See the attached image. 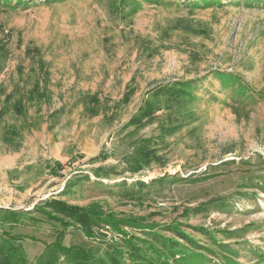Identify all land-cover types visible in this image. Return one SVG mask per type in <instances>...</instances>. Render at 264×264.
I'll use <instances>...</instances> for the list:
<instances>
[{
  "label": "rangeland",
  "instance_id": "1",
  "mask_svg": "<svg viewBox=\"0 0 264 264\" xmlns=\"http://www.w3.org/2000/svg\"><path fill=\"white\" fill-rule=\"evenodd\" d=\"M52 200L100 213L96 238ZM5 241L26 264H264V0H0Z\"/></svg>",
  "mask_w": 264,
  "mask_h": 264
},
{
  "label": "trees",
  "instance_id": "2",
  "mask_svg": "<svg viewBox=\"0 0 264 264\" xmlns=\"http://www.w3.org/2000/svg\"><path fill=\"white\" fill-rule=\"evenodd\" d=\"M49 207H51L54 211L62 214L63 216L71 219L73 223H75L83 230L84 234L88 238H96V235L94 234V226H98L99 224L100 216L98 214L100 213L96 212L94 208H84L80 206L69 205L60 200H52ZM9 218L16 222L18 216L17 214H11ZM54 218L55 220H58L63 224H68L64 221V218ZM7 244L8 241H5V244H2L0 247V251L4 254L3 257L0 258V264H26L22 259L23 257L20 251H17V247ZM15 250L17 251V254L20 255L17 260L14 259L16 255ZM64 250L66 251L65 253L71 256L73 260L80 257V249L76 247L72 249L65 248Z\"/></svg>",
  "mask_w": 264,
  "mask_h": 264
}]
</instances>
